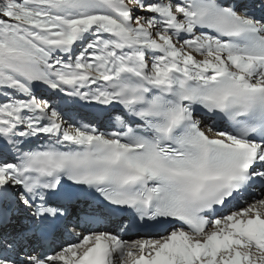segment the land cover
Listing matches in <instances>:
<instances>
[{"label": "snow or ice", "instance_id": "snow-or-ice-1", "mask_svg": "<svg viewBox=\"0 0 264 264\" xmlns=\"http://www.w3.org/2000/svg\"><path fill=\"white\" fill-rule=\"evenodd\" d=\"M131 3L0 0V264H264V199L205 215L264 186V0ZM35 84L118 130L65 127Z\"/></svg>", "mask_w": 264, "mask_h": 264}, {"label": "rangeland", "instance_id": "rangeland-1", "mask_svg": "<svg viewBox=\"0 0 264 264\" xmlns=\"http://www.w3.org/2000/svg\"><path fill=\"white\" fill-rule=\"evenodd\" d=\"M126 3H128V6L130 8H135L136 5H134L133 3H131V0H126ZM138 14H142V15H151V14H147V13H138ZM80 51V48L77 46L75 49H74V52L75 53H78ZM58 55H62V54H58ZM150 54H148L149 56ZM63 59L67 60V57L66 56H63ZM45 91H48L50 92V94H45ZM33 93L38 97V98H44V99H48L50 101V103L52 104V106L54 107H58L61 112H62V115L63 117L66 115H72V112L71 110L69 111H66V110H63V107H62V102H61V99L59 98V94H53L51 90H47L46 86L42 85V84H35L33 86ZM68 115V116H69ZM64 121L66 122L65 124L68 126L70 123L67 119V117H64Z\"/></svg>", "mask_w": 264, "mask_h": 264}, {"label": "bare ground", "instance_id": "bare-ground-1", "mask_svg": "<svg viewBox=\"0 0 264 264\" xmlns=\"http://www.w3.org/2000/svg\"><path fill=\"white\" fill-rule=\"evenodd\" d=\"M66 57H67V56H66ZM65 87H66V86H65ZM75 106H77V108H78V105H67V104H63V103H62V107H63V109H65V108H72V107H75ZM75 114H76V111L73 112V115H75ZM209 134L212 135V133H209ZM254 199H257V200H258V199H264V192H260L259 194H257L256 197L253 198L251 201H248V202L245 204V206L248 205V204H251L252 201H253ZM245 206H244V207H245ZM82 228H84L83 225L81 226V229H82ZM81 229H76L75 231L80 232ZM85 231H87V230H85ZM85 231H84V232H85ZM74 240H75V237H74ZM135 240H136V239H135Z\"/></svg>", "mask_w": 264, "mask_h": 264}]
</instances>
